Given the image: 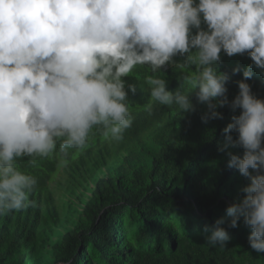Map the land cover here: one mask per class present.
I'll return each instance as SVG.
<instances>
[{"label":"trees","instance_id":"trees-1","mask_svg":"<svg viewBox=\"0 0 264 264\" xmlns=\"http://www.w3.org/2000/svg\"><path fill=\"white\" fill-rule=\"evenodd\" d=\"M0 264H264V0H0Z\"/></svg>","mask_w":264,"mask_h":264}]
</instances>
